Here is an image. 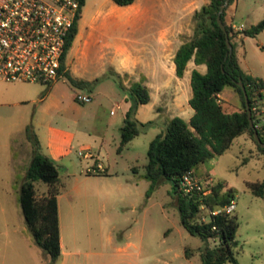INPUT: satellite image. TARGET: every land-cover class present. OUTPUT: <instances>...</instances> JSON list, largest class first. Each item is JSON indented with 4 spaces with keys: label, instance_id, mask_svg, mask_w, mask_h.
<instances>
[{
    "label": "rangeland",
    "instance_id": "obj_1",
    "mask_svg": "<svg viewBox=\"0 0 264 264\" xmlns=\"http://www.w3.org/2000/svg\"><path fill=\"white\" fill-rule=\"evenodd\" d=\"M207 1L137 0L140 10L131 12V17L139 24L131 28L133 33L117 23L120 17L116 13L108 20L104 15L98 18L88 44H79L77 36L67 53L73 73L51 82L0 80V240L3 230L26 227L17 199L20 180L33 153L25 127L31 134H43L48 124H54L65 131L71 147L67 155L55 160L65 242L69 236L77 238L79 249L99 244L116 264H201L200 248L212 245L213 239L192 234L181 224L169 179L158 180L150 187L144 172L150 139L172 116L186 117L188 111H193L188 103L192 61L184 76L173 72L184 83L180 89L175 79L165 95L154 90L151 74L163 53L155 31L168 24L177 26L179 16H183L180 36L167 48L171 54L179 45L178 39L192 33L193 8ZM88 5L91 10L95 7L93 1ZM88 8H82L80 26ZM263 15L264 0H232L225 8L226 21L242 28ZM124 37L131 38L133 46H137L138 60L130 75L119 71L116 52L104 46L106 42L115 46ZM235 51L241 67L264 81V29L256 35L239 36ZM205 69L204 63L199 64V70ZM141 76L145 77L143 83L151 98L138 105L136 117L154 119L155 123L122 144L120 126L132 103L128 87ZM80 77L91 82H76ZM19 89L27 91L31 98L17 100L14 91ZM77 93L89 94L91 99L79 100ZM221 97L228 110L240 105L231 86L224 87ZM43 150L46 151L44 147ZM97 162L107 174L86 173ZM195 172L203 182L221 179L234 187L233 212L239 222L237 264H264V197L254 195L247 185V181L264 177V151L248 135L240 134L222 153L199 163ZM45 186L36 182L37 194L43 193ZM26 232L32 238L27 227Z\"/></svg>",
    "mask_w": 264,
    "mask_h": 264
},
{
    "label": "trees",
    "instance_id": "obj_2",
    "mask_svg": "<svg viewBox=\"0 0 264 264\" xmlns=\"http://www.w3.org/2000/svg\"><path fill=\"white\" fill-rule=\"evenodd\" d=\"M113 1L119 5H127L134 0ZM80 2L83 5L85 0ZM222 2L223 0H208L193 10L192 33L183 39L173 56L175 74L179 77L183 76L189 60L206 65L205 71L196 67L191 69L192 93L188 103L193 108V113L188 119L179 115L172 116L164 128L150 139L144 172V177L151 181L150 187L158 180L169 179L181 224L192 234L213 239L212 245L200 248L201 264H237V215L233 211H220L216 214L210 212L234 199L235 189L221 179L200 180L203 184L201 191L183 192L179 188L183 174L191 171L196 176L195 169L199 163L222 153L240 134L248 135L264 151V146L255 139L253 128L249 125L244 93L237 82L239 79L243 82L252 105L255 94L264 95V81L241 67L235 51V42L239 36L256 35L264 29V15L249 27L233 30L232 22H227L225 18L227 4L225 5L221 17L232 44V51L229 53L226 34L217 21ZM78 18L79 16L74 19L68 33L60 71L64 68L65 54L77 33ZM144 78L141 76L128 87L132 103L125 110L120 126L122 144L155 123L154 119L143 121L136 117L138 105L148 102L151 97L148 87L143 83ZM76 82L87 85L91 81L77 79ZM226 86H231L238 95L240 105L235 110L226 109L218 95ZM256 129L261 141H264V124ZM25 134L32 140L33 153L20 180L17 199L34 242L48 253L47 264H55L61 253L59 170L55 160L40 149L37 135L31 134L28 126L25 127ZM86 172L107 173L105 169ZM36 182L46 184L43 193L37 194ZM247 185L254 195L264 197V177L247 181Z\"/></svg>",
    "mask_w": 264,
    "mask_h": 264
},
{
    "label": "crops",
    "instance_id": "obj_3",
    "mask_svg": "<svg viewBox=\"0 0 264 264\" xmlns=\"http://www.w3.org/2000/svg\"><path fill=\"white\" fill-rule=\"evenodd\" d=\"M89 1H93L95 4L93 10H91V8L90 9L88 8ZM138 4L139 3L137 2V0H134L132 3L127 5H119L116 4L115 2L111 3L109 0H85L84 4L82 5V8L84 6L88 8L87 16L84 17L82 25L80 26L79 20L81 19L82 16V8H81L80 17L78 19V30L68 50L73 47L74 43H76L77 36H78L79 44L82 45L88 44L89 37L92 35L93 30L97 28L96 22L98 18L103 15L105 16L104 19L108 20L112 14H116V13L119 14L120 19L119 21H117V23H121V25L127 29V32L133 33V30L131 28H133L134 26L137 27L139 21L131 17L132 15L131 12L133 11L137 12L140 10ZM120 6H124V8H120ZM196 8L194 7L193 10ZM118 10L119 11L121 10L122 12H119ZM182 17L183 16H179V19L181 18V20L177 26L174 25L171 26L170 24H168L166 26L158 28L157 31H155V35H154L155 40L158 44H160L163 53L160 56L161 57V60L159 59L160 62L156 63L153 67L151 78L154 81V85H155L154 90L159 91L161 95H165V92H167L171 80L177 79L175 80L177 89H180L182 84L184 85V83L180 78H176L173 75V72L175 73V65L172 59L179 45L174 49V51L171 54L167 49L170 43L173 41V39L178 38L180 36L179 27H181L182 25ZM178 41L180 44L183 41V39H178ZM132 42L133 40L131 38L124 37L121 38L119 42L115 44V46H113L112 43L110 42L104 43L105 47L114 49V52H116V55L118 57L119 71L121 70L125 75L132 74V69L138 60L136 53L137 46L134 47ZM68 50L64 58V68L62 70L63 73L65 72L73 73L70 67V61H68L67 59ZM134 53H136L135 59H133ZM191 61L192 60H189L187 62V66ZM193 67L199 69V64L194 63ZM80 78L82 79V77ZM26 92L27 91L19 89V90H15L14 94L15 96H17V100L23 101L31 98ZM218 95L221 99L222 98L221 92L218 93ZM172 101L177 105V102L174 97H172ZM222 104L224 105V102H222ZM192 113L193 111L192 112L188 111L186 117L184 118L188 119ZM140 120L144 121L145 119H140ZM36 134L42 151H44L43 150L44 147L46 150L44 152L50 155L54 160L63 158L71 150V147L69 146L70 138H68V136L65 134V131L59 129L54 124L47 125L46 133L42 134L41 132H36ZM96 169H103V166L100 162H97L96 166L88 167L87 170L94 171ZM87 174H100V173H87ZM58 215H59L61 253L55 264H116L115 262H113V259L111 258L108 259L106 257L107 252H105V250L99 244L90 245L89 248H86L85 246L83 249H79L77 238L69 237V236L66 237L67 239L65 242V236H64L65 234L63 235L62 233L59 200H58ZM25 226H26V222H25ZM26 227L19 228L17 226H12L10 229L3 230V236L2 239L0 240V264H47V260L49 258L48 253L44 249H42V247H40L37 243H35L33 238H29L27 236Z\"/></svg>",
    "mask_w": 264,
    "mask_h": 264
},
{
    "label": "built area",
    "instance_id": "obj_4",
    "mask_svg": "<svg viewBox=\"0 0 264 264\" xmlns=\"http://www.w3.org/2000/svg\"><path fill=\"white\" fill-rule=\"evenodd\" d=\"M81 8L80 0H0V80L51 82L61 77L66 39ZM231 26L243 29L234 22ZM76 96L82 101L91 99L89 94ZM250 109L254 125H263L264 95L255 94ZM179 188L183 192L201 191L203 184L188 171ZM234 206L232 199L210 212H232Z\"/></svg>",
    "mask_w": 264,
    "mask_h": 264
},
{
    "label": "water",
    "instance_id": "obj_5",
    "mask_svg": "<svg viewBox=\"0 0 264 264\" xmlns=\"http://www.w3.org/2000/svg\"><path fill=\"white\" fill-rule=\"evenodd\" d=\"M228 1L229 0H223V2L220 4L219 11H218V14H217V21H218L219 25L221 26V28L224 30L225 34H226L227 46H228V49H229V53H231L232 44H231L229 36H228V31H227V29L225 27V24L223 23L222 17H221V12L223 11V9H224V7H225V5L227 4ZM237 82L241 86V88L243 90V93H244V99H245V105H246V108H247V115H248L249 125L253 128V135H254L255 139L260 142L261 146H264V141H261V138H260V136L258 134V131H257L256 126L254 125V122H253V119H252V114H251V109H250V101H249V97H248V94L246 92L245 86H244L243 82L240 79Z\"/></svg>",
    "mask_w": 264,
    "mask_h": 264
}]
</instances>
